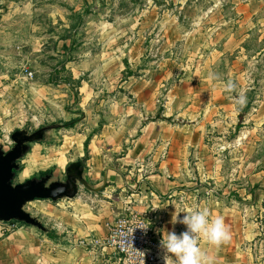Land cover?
I'll use <instances>...</instances> for the list:
<instances>
[{
	"label": "rangeland",
	"instance_id": "374dc122",
	"mask_svg": "<svg viewBox=\"0 0 264 264\" xmlns=\"http://www.w3.org/2000/svg\"><path fill=\"white\" fill-rule=\"evenodd\" d=\"M239 5L250 28L245 35L227 45L225 38L211 37L219 21L239 18L233 10ZM192 19L193 30L203 29L207 38L193 41L192 57H180V44L165 47L159 39L174 21L187 28ZM200 68L215 84L205 144L235 150L229 155L225 151L227 164L220 172L224 179H234L232 184L237 177L248 182L238 193L236 187L229 191L250 211L247 219L256 229L251 241L256 246L250 252L264 264V0H0V146L9 150L10 135L16 130L31 133L59 125L42 142L30 145L13 184L47 170L54 180H64L70 163L85 155L89 159L85 141L107 121L109 100L119 96L132 104L122 84L128 77L141 81L159 76L163 86L157 90L155 108L167 114L174 106V84L181 79L193 83L190 79L199 77L194 73ZM25 70L32 76L26 77ZM119 70L116 83L107 86V78ZM210 74L217 78L209 79ZM229 81L235 85L232 92L224 87ZM239 95L246 97L243 107L236 102ZM71 121V128L65 126ZM167 121L172 128L188 125L187 119ZM234 158L243 161L239 168ZM104 165L115 166L114 159L87 167L91 186L103 181ZM103 192L81 186L72 200H35L25 210L48 229L73 223L95 228L84 236L93 241L103 238L113 221L108 210L101 211L111 201ZM80 210L87 216L82 223L75 222Z\"/></svg>",
	"mask_w": 264,
	"mask_h": 264
},
{
	"label": "crops",
	"instance_id": "0c3cea01",
	"mask_svg": "<svg viewBox=\"0 0 264 264\" xmlns=\"http://www.w3.org/2000/svg\"><path fill=\"white\" fill-rule=\"evenodd\" d=\"M233 10L239 18L219 21L218 28L211 32L214 39L216 36L225 38V45L240 40L250 29L246 28L247 17L241 16L245 9L239 5ZM168 28L159 41L165 47L180 44V57H192L193 41L199 37L207 38L208 34L203 29L194 31L193 19L190 27L185 28L176 20ZM217 29H220L219 33ZM187 49L190 50L188 53ZM120 73V70L114 71L113 77L107 78L111 80L106 82L107 86L112 87ZM196 75L199 76L197 79H190L193 83L181 79L174 84V106L172 113L167 114L159 113L155 108L157 90L163 86L159 76L141 81L128 77L122 84L129 90L132 104L119 96L109 100V114L104 117L107 121L101 124L97 134L89 138L90 158L86 160L85 180L89 183L90 170L87 167L90 163L102 164L114 159L115 166L102 167V179L104 171L110 169L108 185L103 188L104 192L101 191L102 196H111L110 207L105 206L101 211L108 210L113 220L122 213L125 205L132 212L148 218L153 216L151 210H154L156 217L163 219L156 235L160 242L164 232L175 231L179 235L184 231V225L173 222L174 215L178 214V219H182L189 206L207 207L213 216L223 217L232 235L231 242L219 249L201 243L209 264H262L250 252L256 246L251 242L256 235L255 223L247 219L250 211L243 208L240 200H235L229 191V187H236L238 193L248 182L239 181L237 177V183L232 184L234 179H224L220 172L227 164L225 153L235 154V150L226 151L213 142L205 144L207 124L215 107V84L207 81L209 73L204 68L196 71ZM148 118L151 121L143 123ZM173 118L187 119L188 125L172 128L167 119L172 121ZM94 125L90 126L93 128ZM240 163L243 161L239 158L236 167L239 168ZM205 187L213 188L214 196L204 197ZM102 203L106 205V202ZM85 214L80 210L75 222H85ZM49 229L59 237L57 240L28 226L8 230L0 224V264H120L112 250L100 251L80 244L82 238L87 241L84 236L95 228L73 223L67 227L54 224Z\"/></svg>",
	"mask_w": 264,
	"mask_h": 264
},
{
	"label": "water",
	"instance_id": "95a60500",
	"mask_svg": "<svg viewBox=\"0 0 264 264\" xmlns=\"http://www.w3.org/2000/svg\"><path fill=\"white\" fill-rule=\"evenodd\" d=\"M58 127L59 125L44 126L31 133L16 130L10 135L13 146L7 151L0 146V224L16 222L47 235L50 229L25 210L28 203L35 200H72L78 195L81 186L97 193L108 184L110 168L104 171L102 182L94 186L87 183L84 177L86 157L65 168L64 180H54L50 172L13 184L20 170L19 162L28 154L30 145L42 142L48 132Z\"/></svg>",
	"mask_w": 264,
	"mask_h": 264
},
{
	"label": "built area",
	"instance_id": "2783aa9c",
	"mask_svg": "<svg viewBox=\"0 0 264 264\" xmlns=\"http://www.w3.org/2000/svg\"><path fill=\"white\" fill-rule=\"evenodd\" d=\"M25 75L30 77L32 73L25 70ZM214 194L212 188L205 187L204 197L208 198ZM153 211L151 210L153 216L148 218L132 212L128 205H125L122 213L115 216L112 223L108 224L107 233L103 238L80 241V244L110 249L116 254L120 264H164L162 259L164 250L156 239L163 219L157 218ZM1 225L8 230L19 226L11 222Z\"/></svg>",
	"mask_w": 264,
	"mask_h": 264
},
{
	"label": "clouds",
	"instance_id": "9594fccd",
	"mask_svg": "<svg viewBox=\"0 0 264 264\" xmlns=\"http://www.w3.org/2000/svg\"><path fill=\"white\" fill-rule=\"evenodd\" d=\"M210 74L209 79H216ZM229 92L235 90V85L229 81L224 85ZM238 105L246 104V97L239 95L236 98ZM182 219L174 215L173 222L185 226L186 230L179 235L175 231L164 232L160 247L164 250L162 257L164 264H209L208 257L201 247L205 243L219 249L231 242L232 235L224 223L222 216H213L209 208L187 207Z\"/></svg>",
	"mask_w": 264,
	"mask_h": 264
},
{
	"label": "trees",
	"instance_id": "16d2710c",
	"mask_svg": "<svg viewBox=\"0 0 264 264\" xmlns=\"http://www.w3.org/2000/svg\"><path fill=\"white\" fill-rule=\"evenodd\" d=\"M73 124H74V122L71 121V122H69V123H66V126H68L69 128H71V127L73 126ZM88 142H89V138L85 141V149L88 147ZM84 157L87 158V155H85ZM50 172H51V170L44 171V172L40 173L39 176L44 175V174H47V173H50ZM107 185H108V184H107ZM107 185H106V186H107ZM11 223H14V222H11ZM21 225H23V224H21ZM23 226H24V225H23ZM53 235H54V233H53V232H50L47 236L52 237Z\"/></svg>",
	"mask_w": 264,
	"mask_h": 264
}]
</instances>
